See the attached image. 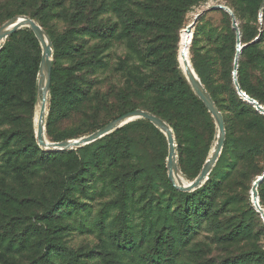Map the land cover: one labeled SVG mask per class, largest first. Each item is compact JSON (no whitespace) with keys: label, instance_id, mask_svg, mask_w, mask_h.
<instances>
[{"label":"rangeland","instance_id":"obj_1","mask_svg":"<svg viewBox=\"0 0 264 264\" xmlns=\"http://www.w3.org/2000/svg\"><path fill=\"white\" fill-rule=\"evenodd\" d=\"M79 1L0 0V28L12 18H31L34 14L37 18L33 20L43 32L46 35L49 32L56 39L51 56L56 92L51 94L49 88L46 96L45 138L50 142L78 139L96 130L87 134L86 131L116 119L121 112H130L132 105L140 108L159 105L170 119V124L165 122L169 126L176 124L178 140H175L174 133L173 136L177 169L185 181L191 182L215 145L218 129L214 118L195 107L187 109L190 105L187 106L186 101L190 98L179 97L176 90L172 91L170 97H176L178 102H183L182 106H187V113H191L188 116L190 122L181 117L174 102L159 103V97L145 89L147 82L158 75L130 46V36L125 31L126 17L116 14L117 10L124 12L126 5H119V0ZM211 3L223 4L232 12L231 3L237 4L236 0H200L188 8L170 33L161 31L162 36L168 35L167 43L174 46L169 65L175 67L186 81L179 60V35L195 14ZM19 12L27 15H17ZM237 13L239 32L244 29L243 44L256 40L255 45L242 55L243 74L248 85L262 88L264 35L261 32L264 24L261 8L255 16L248 7ZM114 25L119 27L118 31L111 30L108 34L107 30ZM25 29L29 28L19 29L14 38L4 41L2 47L6 45L9 50L7 65L21 86L35 138L41 47L39 45V54L36 49L30 51L32 46ZM151 30L145 29L138 34L148 39ZM228 30H233L231 23L228 25L219 12L205 14L197 24V36L187 50L188 62L193 69L195 65L204 71L208 60L216 56V49L223 44L220 41ZM38 57L35 74L33 68ZM51 107L55 110L53 116H50ZM221 115L230 117L231 112ZM224 130L225 146L220 165L225 167L220 168L221 173L217 176L219 183L212 207L215 212L212 223L216 226L219 221L228 224L229 219L244 210V201L249 200L252 204V184L257 175L264 172V140L263 145L257 147L255 156L243 159L241 153L246 144L241 128L237 124L232 127L224 124ZM78 134L81 135L72 137ZM57 138L64 139L55 141ZM96 146L99 148L89 146L82 151L80 148L70 150L73 153L55 159L52 166L23 172L14 170L10 165L13 162L0 148V182L11 185L2 191L14 198L8 202L0 199V264H157L153 255L158 251V264H165V260H170L166 264H222L229 257H238L250 250L251 241L244 237H240L233 247H227L229 245L222 244L217 238L221 233L225 234L224 231L213 232L202 224L184 246L174 244V255H167L165 237L170 234L176 237L181 200L165 183L168 154L165 136L163 141L151 127L141 124L116 134L109 143H97ZM80 158L94 162L86 171L80 172L82 182L74 183L69 179ZM235 159H242L240 164H244L243 171L248 173L247 180L242 183L235 175L232 178L226 176L231 161ZM62 192L71 194L73 205L47 211L51 208V199ZM235 198L241 203L228 205ZM46 242L60 248L49 252ZM255 245L264 250L263 235H258Z\"/></svg>","mask_w":264,"mask_h":264},{"label":"trees","instance_id":"obj_2","mask_svg":"<svg viewBox=\"0 0 264 264\" xmlns=\"http://www.w3.org/2000/svg\"><path fill=\"white\" fill-rule=\"evenodd\" d=\"M80 1L84 2L85 0ZM199 1L200 0H119V5H126V10L121 12L117 10L118 8L116 9V14L119 17H122V15L126 17L125 31L126 34L128 33L130 36L131 48H133L134 51L140 53L143 61L151 65L153 70L157 72L159 79L156 78L153 81L147 82L145 89L155 93V95L159 97V103L160 101H164L165 103L174 102V108L180 111L181 117H183V119L185 118L189 120L190 122L192 121L188 119V116H191V113H187V106L190 105V107L187 109L195 107L196 109L204 111L208 115L209 112L202 102L193 94L185 78L175 70V67L171 68L169 65L171 63L170 56L173 55L174 52V46H171V44L167 43L168 35L162 36L161 31L164 30L165 33H170L177 21L179 23L180 19H182L188 8ZM86 2L88 3V0H86ZM262 2L263 0H236V5L231 3L235 20L237 19V12L242 13L243 7L252 9L254 16L261 8L262 21L264 24V5L262 6ZM44 5L46 6V2ZM213 12H219L224 17V19H226L228 25L229 22L231 23V17L224 11L217 10ZM17 15L27 14L25 12H19ZM204 16L205 14L201 16L198 22ZM31 18L36 20L37 17L32 14ZM197 24L194 27L195 29L191 44L194 42V39L197 36ZM118 28L119 27L115 26L112 29H108L107 33L109 34L111 30H115L116 32L118 31ZM145 29H148V31L152 29L147 37L148 39H145L142 34H138V32H142ZM242 31L244 33L243 28H241L239 32L240 42L241 45H245V47L241 50L238 59L237 82L242 92H244L248 97L255 100L264 108V87H251L247 84L243 74L242 55L246 49L254 46L255 43L243 44L244 37ZM24 32L30 39V45L32 46L30 51L36 49V54H39V44L34 38L33 33L29 29H25ZM233 32L234 30H228L227 34L222 37L220 44H223L217 47L216 56L208 60V65L203 68L204 71L200 70L201 68L195 65L194 69L206 91L214 101L217 109L221 113L231 112L230 117H223L225 127H232L234 124H237L241 128L242 134L245 136L244 142L246 144V147L241 153V157L244 159L255 156L257 147L263 145L264 116L259 114L251 104L247 103L238 95L233 84L232 71L233 61L236 53V36L234 32L233 38ZM17 33L18 32L13 33L7 39L14 38ZM261 33L264 35V30ZM66 34L68 35L69 33L66 32ZM47 35L54 49L56 47V39L49 32H47ZM95 36H97V34H95ZM72 50L76 51L73 46ZM6 53H9V50H7L5 45L0 50V148L4 150L8 160L13 162L10 165L14 166L15 171H32L35 168L44 167L46 165L52 166L55 164V159H58L62 156H67L68 154L73 153V151L44 152L38 148L31 130V115L27 113L25 101L22 99V89L17 77L11 74V68L7 65ZM38 60L39 57L36 58L33 68V72L35 74L37 73ZM20 75L21 77H24V72H21ZM165 75L170 76V78L167 76L165 77ZM54 80L55 72L52 69L50 85L51 94L56 92ZM174 90H176V93L179 97L190 98L188 102L186 101L187 106H182L183 102H178L176 97H170L172 95V91ZM136 109L148 111L170 124V119L159 105L154 107L151 105H143L141 108L137 105H132L130 111ZM125 112L126 111L121 112L117 117L124 115ZM54 113L55 110L53 107H51L50 116H53ZM141 124H147L164 141V136L156 128H154L152 124L144 119H139L128 123L111 134L97 140L94 143L86 145L79 150L82 151L89 146H94L95 149H98L99 146H96L97 143H109L116 134L124 131L127 128ZM101 126H103V124L91 131H86L85 133L87 134L89 132L95 131ZM170 126L173 129L175 140L177 141L179 132L176 124H172ZM79 135L81 134L72 137ZM63 139L64 138H57L54 140L59 141ZM224 146L225 143L215 168L210 172L208 180L199 189L190 193L181 192L176 190L168 181V179H165L168 189L172 193L177 194L178 198L181 200V208L177 213V228L175 230L177 233L176 237L170 233V235L165 237V240H167L165 243L168 249L166 254L174 255V244L176 242L181 243V246H184L190 237H192V235L196 232L197 228L202 224H206L207 226H205L213 232H225V234L221 233L220 236H217V238H220L222 244L229 245L227 247H233L239 241L240 237H244L245 239L251 241L250 250L242 253L238 257L231 256L229 257V260L223 261L222 264H259L264 261V250L255 245V241L258 235L264 236V222L262 221L260 215L255 211L249 200L244 201V210L237 214L235 218L229 219L228 224H220L221 222L219 221V225L216 226L212 223L215 215V212L212 208L214 193L218 188L217 185L219 183L217 176L221 173L220 168L225 167L220 165V160L224 152ZM94 148L91 149V152L94 151ZM241 161L242 159H235L231 161L226 172V176L229 178H232L233 175L237 176L239 183L247 180L248 177V173L243 171L244 164H240ZM93 162L94 160H92L90 163L88 159L86 160L84 158H80L78 167L73 172L72 178H70L69 181L72 180L74 183H81L83 178L80 172L84 169L86 171L87 167ZM263 173L264 172L260 173L257 175V177L261 176ZM0 184H2L0 187L1 191L6 186H11L10 183L6 181H1ZM1 191L0 199H5L6 202L9 200L12 201L14 199L13 196H9L8 194H5L3 191ZM257 192L259 196V205L264 209V181H262L257 187ZM239 201V199L235 198L228 205H238ZM73 203L74 198L71 196V194L69 192H62L55 198L51 199V208H49L47 211L57 209L59 207L67 208L70 205H73ZM218 214L221 215V213ZM45 247L49 252L53 249L57 251V249L60 248V246L51 244L50 242H46ZM159 255V251L157 254L153 255V261H155L157 264L160 263ZM169 262L170 260H165V264ZM207 264H212V262H208Z\"/></svg>","mask_w":264,"mask_h":264},{"label":"water","instance_id":"obj_3","mask_svg":"<svg viewBox=\"0 0 264 264\" xmlns=\"http://www.w3.org/2000/svg\"><path fill=\"white\" fill-rule=\"evenodd\" d=\"M263 5H264V0L262 2V6ZM217 10H222L231 17V27L234 30L236 36V53L233 61V71H232L233 84L237 90L238 95L247 103L251 104L259 114L264 116V108L261 105H259L255 100L248 97L244 92H242L237 82L238 59L240 52L245 47V45H241L239 29L235 17L233 15V12L225 5L220 3L207 4L204 8L199 10L197 14H195L192 22L185 27V30L188 33L193 32V29L197 24L198 20L201 18V16H203L206 13ZM260 18H261V14H260ZM24 27L30 29V31L33 33L34 37L37 39L41 47V59H40L39 71H38V102H37L39 118L37 119V121L35 119V124H36L35 140L40 148L50 152L77 150L81 147L96 142L97 140L111 134L112 132L118 130L119 128L123 127L124 125L130 122L139 119H144L148 121L150 124H152L157 130H159L166 138L167 147H168V154L166 158V170H167V179L171 183V185L176 190L185 193L193 192L199 189L200 187H202V185L208 180L209 174L213 169V167L215 166L219 158V155L221 153L224 143V135H225L224 121L214 101L212 100L208 92L205 90L203 85L201 84V81L197 76L196 72L191 67L190 63L187 62V60L185 59L184 53H183V57L185 61L182 67L183 73L190 87L192 88L193 92L196 94V96L205 106V108L210 113V115L214 118L218 129L217 139L213 149L211 150V152L213 151V153L212 154L210 153L211 155L209 154V156L205 161L204 166L202 167L197 177L191 182H188L187 185L177 184L174 180V176H173L174 172H177L180 175L181 180L184 179L181 177V174L177 169L176 145H175L172 129L164 120L144 110H140V109L132 110L110 121L109 123L105 124L98 130H96L95 132L80 137L78 139L65 140L60 142L48 141L45 138V134H44V113L46 106V96L51 85L52 44L49 37L43 32L41 27L33 19L26 16L15 17L9 20L3 27L0 28V50L2 48L4 41L10 35H12L13 33L17 32L19 29ZM255 41L256 40H254L252 43H254ZM262 181H264V173L253 182L250 195H251V202L253 208L260 215L262 221L264 222V210L259 205V198L257 192V187Z\"/></svg>","mask_w":264,"mask_h":264},{"label":"bare ground","instance_id":"obj_4","mask_svg":"<svg viewBox=\"0 0 264 264\" xmlns=\"http://www.w3.org/2000/svg\"><path fill=\"white\" fill-rule=\"evenodd\" d=\"M192 35H193V32L188 33V32H186L185 28L180 32V35H179V60H180L182 67H183V63H184L185 59L188 62L187 50L189 51L188 47H189V44L191 42ZM183 53L185 54V59L183 57ZM38 118H39V113H38ZM212 153H213V151L211 152V154ZM173 176H174V180L177 184H182V185L188 184V182L180 179V175L177 172H174Z\"/></svg>","mask_w":264,"mask_h":264}]
</instances>
